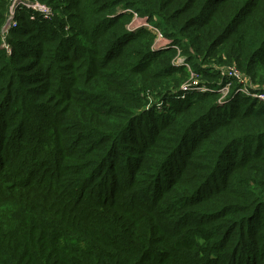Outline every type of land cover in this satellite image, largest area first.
<instances>
[{
  "label": "trees",
  "instance_id": "1",
  "mask_svg": "<svg viewBox=\"0 0 264 264\" xmlns=\"http://www.w3.org/2000/svg\"><path fill=\"white\" fill-rule=\"evenodd\" d=\"M10 1L0 264H264V102L217 69L264 86V0H40L55 16L18 11L12 55ZM178 53L231 103L147 113L190 75Z\"/></svg>",
  "mask_w": 264,
  "mask_h": 264
},
{
  "label": "rangeland",
  "instance_id": "2",
  "mask_svg": "<svg viewBox=\"0 0 264 264\" xmlns=\"http://www.w3.org/2000/svg\"><path fill=\"white\" fill-rule=\"evenodd\" d=\"M17 1L18 0H16V2ZM35 1L38 2V3H36L37 5L38 4L40 5L41 11H43L45 9V7L49 9V6L46 5L45 3L40 2L39 0H35ZM141 26H143V27L145 26L144 28H150V29L153 28V27L151 28V26H152L151 24L145 23L144 21L138 19L137 15L135 16V20L132 23L129 24L128 28H130L131 30H136V29H138V27H141ZM154 29L158 30L156 28H154ZM154 29H152V30H154ZM157 34H158V38L156 39L155 44L153 45L154 46L153 47V51H162V50H165V49H168V48H175V49L177 48L175 45H173L171 43V41H169L167 39H164L162 37L160 31L157 32ZM6 46L8 47L7 44H6ZM8 49L10 50L9 47H8ZM180 55H181V53H178L177 56L174 58L172 63L174 65V67H177V68H181V67L185 66V68L188 70V73L190 75L188 76L187 79L184 80L185 82L180 87V91H179L178 94L173 95V97H169L167 100L163 99L162 101H159L157 103H154V102L151 101L149 103V105H148V109L149 108H152V109H149L147 111V113L155 112L156 115L159 117V115H158L159 113L163 114L164 112H166V113L169 112V110L172 109V104H173V101L175 100L174 96L177 97L178 99H179V96H180V99H185L188 95L196 96V95H203V94H206V93L217 92V93H219V98L220 99L218 101V105L220 107L221 106H226V105L231 103V101H232L231 98H232V91H233V83H231L232 84V88L229 90V92L223 91L227 84L222 83V81H220V83L217 84V88L208 85L207 83H212V82H208L207 80H204L203 78H199L198 77L199 73L194 71L193 68L191 67V65L188 64ZM217 69H219V70L222 69V72H224V73H226V71H228L230 69H234L236 72H238L242 76L243 79L246 80L247 84L250 87H253L255 91L257 90L260 94L264 95V86H262V85H260L258 83L255 84L253 79H251L248 75H246L244 72H242L236 66H220ZM184 78H186V77H184ZM231 79H233V78H231ZM234 80L236 81V79H234ZM236 83L238 85L237 93L239 94V93H241L239 91L240 85H239V83L237 81H236ZM228 84H230V83H228ZM195 89H198V90H195ZM241 94L243 96H245V97H249V96H247L244 93H241ZM249 98L254 99L252 97H249ZM257 99H255V100H257ZM261 100L262 99H260V101ZM262 102H264V100H262ZM159 122H160V120L157 122V124H159Z\"/></svg>",
  "mask_w": 264,
  "mask_h": 264
},
{
  "label": "built area",
  "instance_id": "3",
  "mask_svg": "<svg viewBox=\"0 0 264 264\" xmlns=\"http://www.w3.org/2000/svg\"><path fill=\"white\" fill-rule=\"evenodd\" d=\"M32 1L31 0H18L17 2H16V0L15 1L14 0H11L10 1L9 11H8V19H7L5 25L3 26V29H2V32H3L2 48H4L5 50H7L8 53L11 54V55L13 54L12 45L9 44L7 38L9 36V34H10V30L12 28L14 29V28H16L18 26V17H19L18 11H20L23 8H25V9H27L28 11H30L32 13L40 14L43 18H45L47 20H50V19H52L55 16V12H53L52 8L49 5H48L49 6V9L45 7V9L43 11H41L40 5L39 4L38 5L36 4L38 2L35 1V0H32ZM157 32L158 31H156V33ZM6 44L8 45V47L10 48V50L8 49V47L6 46ZM224 74L228 78L236 79V81L240 85L239 91L241 93H244L247 96L252 97L254 99H257L258 98L259 100L260 99L264 100V95L263 94H260L257 90L255 91L253 87H250L247 84L246 80L243 79L242 76L238 72H236L234 69H230V70L226 71V73H224ZM231 88H232V84L231 83L230 84H227L223 91L229 92V90ZM195 90H198V89H195Z\"/></svg>",
  "mask_w": 264,
  "mask_h": 264
},
{
  "label": "bare ground",
  "instance_id": "4",
  "mask_svg": "<svg viewBox=\"0 0 264 264\" xmlns=\"http://www.w3.org/2000/svg\"><path fill=\"white\" fill-rule=\"evenodd\" d=\"M152 29H154V28H152ZM154 30H155V29H154ZM156 31H158V30H155V32H156Z\"/></svg>",
  "mask_w": 264,
  "mask_h": 264
}]
</instances>
